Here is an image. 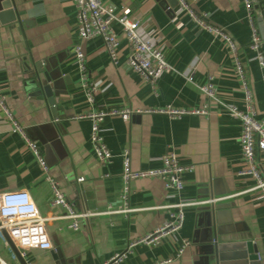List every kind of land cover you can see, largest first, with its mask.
Returning a JSON list of instances; mask_svg holds the SVG:
<instances>
[{"label": "crops", "instance_id": "1", "mask_svg": "<svg viewBox=\"0 0 264 264\" xmlns=\"http://www.w3.org/2000/svg\"><path fill=\"white\" fill-rule=\"evenodd\" d=\"M102 1L116 11L128 8L129 18L143 21L147 34L164 48L171 68L157 82L143 81L127 65L132 47L116 21L113 25L121 38L118 65L111 62L101 37L79 39L73 0H12L20 17L16 21L3 15L10 0H0V91L39 145L48 173L59 182L72 207L97 212L79 219V229L60 218L67 210L53 204L54 192L44 170L0 107V191L27 189L40 213L49 218L46 226L53 242L51 249L19 248L22 255L29 264H101L125 250L131 240L169 220V210L162 206L210 200L185 207V221L178 232L157 245L138 244L118 264H206L214 232L225 255L220 264H264V198L252 190L255 179L241 173L239 118L216 101L210 103L208 115L171 118L139 111L167 105L199 109L207 101L199 86L210 77L220 101L243 108L244 94L229 46L221 35L200 28L189 12L180 11L179 0ZM187 2L238 43L261 118L264 68L249 47L253 29L244 0ZM254 13L255 27L264 40V22L258 11ZM77 43L86 55L88 82L98 80L107 86L97 92L94 103L86 98L75 55ZM37 61H44L62 91L54 112L45 100L27 91V64ZM191 72L193 81L188 79ZM111 108L133 112L129 120L106 116L101 122V134L112 152L111 161L104 164L93 150L91 119L77 115ZM126 150L135 171L160 168L161 157L169 150L195 167L184 174L180 192L168 190L161 177H140L131 180L125 199ZM183 239L190 244L176 256ZM0 264H21L3 236Z\"/></svg>", "mask_w": 264, "mask_h": 264}, {"label": "built area", "instance_id": "2", "mask_svg": "<svg viewBox=\"0 0 264 264\" xmlns=\"http://www.w3.org/2000/svg\"><path fill=\"white\" fill-rule=\"evenodd\" d=\"M78 21V37L80 40L92 37H101L114 65L119 64V51L121 47L120 35L114 28V22L120 24L125 39L131 44V53L127 59V65L136 72L143 81L155 83L161 75L171 68L166 59L164 48L160 43L147 34L143 21L140 19L129 18L130 10L123 8L116 11L114 6L105 5L102 0H73ZM180 11H187L191 14L194 21L200 28H206L215 32L223 38L231 50L235 64L236 74L240 81L243 94L244 106L239 107L220 101L217 95V89L212 77L204 84H200L201 92L206 96V103L201 108H178L172 105L165 107H149L139 109L140 112L164 114L171 118H180L184 115H208L210 114V103L216 101L220 107L225 109L234 117L239 118L241 122L240 147L243 158L242 174L251 175L256 184L252 190L260 191L264 198V114L261 118L257 117L256 105L252 87L248 81L244 62L241 58L239 45L236 40L224 30L213 26L198 12L187 0H179ZM255 0H244L248 11L249 22L252 25L253 34L249 47L256 52V58L259 64L264 68V40L260 37L255 27L253 5ZM75 55L83 80L86 98L90 103L96 100V94L107 86H102L101 81L88 82L85 64V52L81 43L75 46ZM193 81V73L188 76ZM0 107L5 116L13 124V131H19L27 142L28 147L35 154L37 161L45 172V181H47L54 192L53 204L63 206L67 212L60 218L70 220L73 229H79V219L88 218L97 212L76 211L65 194L60 190L59 182L48 173L49 167L41 154V150L36 141L32 140L22 125L18 122L13 112L7 105L6 96L0 91ZM131 108H111L107 110L92 111L77 115L78 118H89L92 121L91 140L96 157L104 164L111 161L112 152L107 146L104 137L101 134V122L106 116H120L129 120ZM123 197L128 198L130 193V182L140 177H161L165 186L170 191L180 192L185 186L184 174L193 171L195 165L182 161L175 151L169 150L162 155L163 165L158 169L135 171L132 169L129 151L123 153ZM77 180H83L78 177ZM210 200H181L176 203H169L163 208H167L170 213V219L162 225H159L152 231L133 239L122 252H116L101 264H118L122 262L128 254L138 244L157 245L166 236L178 232L185 221V207L199 204H207ZM48 217L42 215L39 211L36 201L27 189H17L13 191H0V233L6 229L10 237L18 248H53L52 239L48 233L46 223ZM190 244L189 240L183 239L176 256H180L185 248ZM24 254V253H23ZM166 261H160L164 263Z\"/></svg>", "mask_w": 264, "mask_h": 264}, {"label": "water", "instance_id": "3", "mask_svg": "<svg viewBox=\"0 0 264 264\" xmlns=\"http://www.w3.org/2000/svg\"><path fill=\"white\" fill-rule=\"evenodd\" d=\"M253 8L255 11L259 12L264 22V0H255ZM3 15L9 16V21L20 19L17 10L13 6L12 0L4 6ZM27 23L28 22H26V24ZM27 72L26 87L27 91H29V95L33 98L45 100L54 112V109L59 106L58 98L61 97L62 91L56 84L55 77L52 76L51 71L46 68L44 61H37L27 64ZM211 213L212 216H215V210L211 209ZM216 234L217 233L214 232L212 236L213 244L208 245V261L206 264H211L212 262H214V264H220L221 258L225 257V255L221 253V246L218 243ZM1 235L4 237L6 243L19 262L21 264H29L6 229L1 230Z\"/></svg>", "mask_w": 264, "mask_h": 264}, {"label": "trees", "instance_id": "4", "mask_svg": "<svg viewBox=\"0 0 264 264\" xmlns=\"http://www.w3.org/2000/svg\"><path fill=\"white\" fill-rule=\"evenodd\" d=\"M254 12H256V11H255V10H253V13H254ZM254 15H255V13H254Z\"/></svg>", "mask_w": 264, "mask_h": 264}, {"label": "rangeland", "instance_id": "5", "mask_svg": "<svg viewBox=\"0 0 264 264\" xmlns=\"http://www.w3.org/2000/svg\"><path fill=\"white\" fill-rule=\"evenodd\" d=\"M2 235H0V239H1Z\"/></svg>", "mask_w": 264, "mask_h": 264}]
</instances>
